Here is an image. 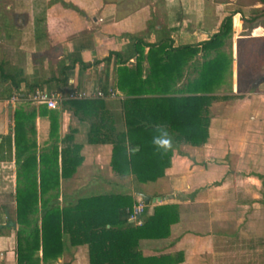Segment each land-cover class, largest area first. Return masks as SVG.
<instances>
[{
    "label": "trees",
    "instance_id": "16d2710c",
    "mask_svg": "<svg viewBox=\"0 0 264 264\" xmlns=\"http://www.w3.org/2000/svg\"><path fill=\"white\" fill-rule=\"evenodd\" d=\"M264 3V0H257ZM254 20V19H252ZM230 28V18L225 19L217 34L212 35L200 51L202 61L191 65L196 77L187 81V95L173 96L168 90L173 84V73L180 68L181 57L171 52H185L196 58L198 48L180 47L165 49V37L146 42L145 37L129 39L126 49L109 53L107 63L113 57L116 80L114 90L123 93L121 102L125 131L116 135L111 147L109 169L119 176L131 175L139 184L153 183L163 176L170 166L180 144L191 147L202 146L207 140L209 105L213 97L208 96L212 87L219 82L227 62L217 45L223 41ZM223 30V31H222ZM260 40L264 41V37ZM144 48L147 53L144 56ZM169 53V54H168ZM258 54L264 55L261 47ZM177 55V56H176ZM182 56V55H180ZM136 59L134 68L125 67L130 59ZM69 61V59H67ZM66 60V61H67ZM62 64L56 77L44 80L47 90L54 79L59 86L67 87V79L73 70V61ZM147 62L148 75L141 80V62ZM259 66V65H258ZM0 61V100L12 92L26 96L42 84L28 83L22 69L7 70ZM88 67L83 65V68ZM248 67V66H247ZM250 68V67H248ZM99 90L106 95V86ZM65 95L69 92L67 89ZM61 108L95 110L103 106L102 99L62 100ZM7 114L12 125L6 135L0 134V160L13 151L16 172L12 193L13 207L4 209L5 222L0 229H6L14 237L15 264H49L56 261L69 247H84L87 264H181L183 254L143 255L138 250L141 240H164L169 237L170 228L178 222L177 205L159 204L147 213L145 205L140 215V225L129 222L132 206L136 203L130 195L105 194L77 199L73 204L58 205L59 184L68 180L81 164L80 146L58 147L69 136L59 139V111L43 106L34 107L28 103L18 104ZM36 117H45L49 122L50 144L46 150L36 152L34 126ZM159 129V130H158ZM167 132L172 147L158 148L153 138ZM96 144L98 140L88 138ZM251 174V173H248ZM262 179L260 176H258ZM194 192L188 198L192 199ZM264 197V191L262 192ZM264 206V199L261 202ZM13 218H10L9 215ZM38 254V256H37Z\"/></svg>",
    "mask_w": 264,
    "mask_h": 264
},
{
    "label": "crops",
    "instance_id": "0c3cea01",
    "mask_svg": "<svg viewBox=\"0 0 264 264\" xmlns=\"http://www.w3.org/2000/svg\"><path fill=\"white\" fill-rule=\"evenodd\" d=\"M48 1H51L50 3L55 2V4H59L61 1L65 2L64 0ZM81 1L84 2L86 9H82L80 13H77L79 17H76V15L73 16L71 12H69L70 16L72 18L74 17L79 26H81L80 23H83L81 27L84 28V31H82L83 34L77 38L72 37L67 43H64L61 48V55H58L56 62H52L50 65V67H54V65L57 67L62 64V61L66 65L71 63L70 59H72L74 63L73 70L67 79V87H60L58 82L54 79L51 81L50 89L48 91L49 93H52V90H54V92H60L62 89H67L69 92L73 90L91 91L99 89L104 85L107 89L113 91L114 96L102 99L103 106L92 111L75 109L72 107L61 108L60 105L58 106L56 112L59 111L60 115L58 119L57 134L59 139H62L64 136H69V140L64 143H57V145L58 147L67 145L80 146L79 155L82 157V162L68 180L60 182L57 191L60 192L63 189L64 191H67L69 187H73V191L76 190V188H81L77 185L78 180H76V177H86L87 167L90 166L92 173L89 178H92L93 180L90 182L92 183L90 186L85 184L86 190L101 188L103 191L101 195H130L135 203L139 199V194H144L149 197L172 195L174 198L173 191L181 193L186 192L187 190H190L191 184L194 180L202 178L205 172L211 171L213 168L215 172L216 170L218 171V161L213 158L212 155L207 157L204 155L205 152L209 153L212 147L214 149L216 145L222 143L219 137L220 129L223 130L225 125H228L229 130L234 131L235 127L240 123H246L243 124L245 130H248L249 128L253 129L254 126V123L247 121V119H245V121L241 119L242 122H239L237 121V118L234 119L230 117L232 116V113L227 117L226 114L221 111V107L228 104L235 105L232 106V109L235 110L234 117H236L238 113L244 112L243 109L247 110L249 108L251 101L254 102L255 98L260 101V98L264 96L258 92L247 94L244 92V88H241L240 92L238 91L234 93V87L233 91L230 93L222 92V83L227 79L230 66L234 69L236 68V75H238L236 83L238 84V87L240 84L241 87H243L245 81L249 80L250 91H254L253 82L257 78L264 76L260 75L252 77L253 74L258 72L262 73V71H264V55L258 54L259 47L264 50V41L260 40L264 37V12L260 11L263 8L262 6H264V3H260L256 0L254 4L248 7L249 9L247 12H244L243 8H240V6L235 3L236 0H170L171 5L168 4L166 8L167 15L165 31L168 35L166 36L167 41L164 43L165 49H177L185 46L198 48L196 58L193 59L188 57V54L185 52L180 54L182 56H180L179 53H170V58L175 54L178 55V58L181 57L180 68L177 70L176 74L173 73V84L168 88V90H173L174 94L172 95L177 97L187 95L186 92H183L185 91V88H187L186 83L196 77V74L191 70V65L196 61L200 63L203 60L202 55H205V52L200 51L201 46L212 35L218 33L225 19L230 18L229 31L222 32L226 33V35L223 41H221L216 47L218 48V51L223 54L227 62V67L222 72L219 82L216 86L212 87V92L208 95L213 97L214 100H211L208 108L209 122L206 142L199 147L180 144L178 151L184 155L174 154L171 157L170 166L164 171L161 178L153 183L139 184L134 180L133 176L129 174L119 176L109 169L108 163L114 138L116 135L125 131L123 110L121 108V102L124 95L118 90H114L116 76L113 65L115 59L112 57L109 63L104 59L109 53L121 52L126 49L128 45L126 36L131 33L141 34L144 30L142 27L143 25L141 28H137V30L131 29L133 28L131 22L128 23L127 21L124 23L122 19H115L112 17L116 12V10L112 9L114 8L113 6L108 5L104 7V9L98 10L94 5L95 0ZM17 7L19 8V6ZM64 12L68 16L69 13L66 11ZM52 14L53 18L51 17V25L53 28H56L54 29V33H56L58 32L59 27L64 26V23L66 22H59L60 18H57L60 17V14H62L61 12L54 11ZM135 14L136 13H134V15ZM62 19L63 18L61 17V20ZM173 29L175 30L174 32H178L177 35L175 34L173 36ZM154 30L159 31L161 29H159V26H155ZM49 31H43V38L40 39L39 44L34 46V49L38 51V46L48 40ZM153 34L157 36L156 32H153ZM119 37H123L126 41L122 42V40H119ZM152 40V36L151 38L145 39L146 42H151ZM147 50V48H144V56L146 55ZM212 56L213 53L210 52V54L205 55L204 58ZM67 59H69V61ZM32 62L35 61L29 63L30 72L27 74L28 76L24 72L27 82L32 84V82L37 81L39 84H42L39 86L40 88L47 89L43 84L44 80L52 76L56 77L57 73H50L46 69V65L43 63L40 64L43 67V69H40V75L36 72L37 70H35ZM83 65H87L88 67L83 68ZM135 65V58H130L125 63V67L129 69L134 68ZM240 66L242 67L241 69ZM147 67V62L143 60L141 62V73L139 75L141 80L148 75ZM234 74L235 71L233 70L231 77H233ZM239 75L241 77H239ZM263 83L258 84V86ZM259 107L261 109V114H264V109L260 105ZM252 112L254 113V111ZM254 114L257 115L259 112L256 111ZM8 119L9 116L7 112L0 114L1 135H6L12 125L11 121ZM48 127L49 122L47 118H35V131H38L39 128H41L44 135ZM210 131H214L213 133L216 135L212 137ZM88 138L95 141L98 140V142L96 144H91L88 142ZM230 152L231 153L229 154H231V158H233V154L237 157H242L244 151H241L240 153H235L234 151ZM229 154L227 150H225L222 157H226ZM11 159L12 162H10L13 167V156ZM8 161L9 160H7V162ZM227 171L228 170L225 169L219 178H221ZM244 174L248 175V170H245ZM159 182H163L164 185ZM204 186L205 185H202L200 186V189H198L201 191ZM194 191L195 190H193V192ZM172 200L173 199L168 203L164 202L161 204H174L179 206L182 201L185 202L187 199L183 198L180 201ZM148 205L149 211H147V213H150L151 208L154 205L159 204ZM179 226H181V223L178 219V222L171 226L170 234L167 239L139 241L138 250H140L143 255L172 254L180 252L183 254V261L181 264H187L189 260L187 250L188 241L189 243L190 241L194 242V240H191L190 238L198 237V235H194L195 233H191L187 229L184 232L176 234L175 230L179 228ZM201 238H208V236H202ZM163 243V246L158 247V245H162ZM78 250H81L80 254H82L86 260L84 247H70L69 249H65L61 257L64 259V257L68 255L71 256L72 261H74V257ZM5 254L9 256L11 255L14 260V253L12 251H8ZM56 261L60 262V257Z\"/></svg>",
    "mask_w": 264,
    "mask_h": 264
},
{
    "label": "rangeland",
    "instance_id": "374dc122",
    "mask_svg": "<svg viewBox=\"0 0 264 264\" xmlns=\"http://www.w3.org/2000/svg\"><path fill=\"white\" fill-rule=\"evenodd\" d=\"M64 1L55 4V2L50 3L51 1L48 0H0V61L5 63V69L20 68L27 75L30 72L29 63L35 61L32 63L38 74L41 75L40 69H43V67L40 64L43 63L50 73H57L61 64L57 67L54 64V67H50V65L52 62H56L58 55H61L62 45L67 43L72 37L81 36L83 34L82 31H84V28H81L83 23H80L81 26H79L74 17L70 16L71 12L73 16L79 17L77 13H80L82 9H86L84 2L81 0ZM255 2L256 0H236L235 3L240 8H243L244 12H247L248 7ZM170 3V0L94 1V5L98 10L104 9L108 5L113 6L114 8H111L116 10V12L112 17L115 19L120 18L124 23L127 21L128 23L131 22L133 25L131 29L137 30L143 25L144 30L141 34L130 32L131 34L126 36L128 43L129 39L132 40L134 37L139 36H143L146 39L152 36L154 40L166 38L168 35L165 31L166 8ZM262 7L260 11L264 12V6ZM54 11L62 13L60 17H57L60 18L59 22H66L64 26L59 27L56 33H54L56 28L51 25L52 12L54 13ZM64 11L69 13L68 16ZM134 13L136 14L134 15ZM61 17L63 18L62 20ZM155 26H159L161 30L155 31ZM45 30L46 32L50 30L51 34L49 33L48 40L44 41L42 45L38 46V48L36 46L39 49L37 51L34 46L40 43ZM174 31L173 29V36L178 34V32ZM153 32H156L157 36ZM119 40H122V42L126 41L123 37H119ZM232 68L230 66L227 79L222 83V92L230 93L234 87V93L240 92L241 88H244V92L247 94L258 92L264 95V83L254 86V91L249 90V80L245 81L243 87H241V84L238 87L236 83L237 71L236 68ZM233 70L235 74L231 77ZM255 74L252 77L264 75V71ZM26 75L24 74V76ZM239 77L241 76L239 75ZM3 87L5 85L0 84V89ZM37 89L49 92L47 89ZM52 91L54 92V90ZM65 91L62 89L60 92H55L59 94L61 101L66 93ZM260 99L262 102L261 100H256V98L254 102L251 101V105H249L247 110L242 107L244 112L238 113L236 117H234L235 110L232 109V106L235 105L228 104L221 107V111L227 117L232 113L230 117L237 118L239 122H242L241 119L244 121L247 119V121L254 123L253 129L245 130L243 124L246 123H240L235 127L234 131H230L228 125H225V128L219 131L222 143L216 145L214 149L212 147L210 152H205L204 155L206 157L212 155L218 161V171L216 170L215 172L213 168V170L205 172L202 178L194 180L190 190L186 192L173 191V200L187 199L177 206L178 219L181 226L175 230V233L178 234L187 229L191 233H195L194 235H198V237L190 238L194 242L190 241L189 243L188 241L189 260L187 264H264V206L261 203L264 199L262 197V192L264 191V114H261L259 107L260 105L264 109V96ZM252 111L254 113L258 111L259 114L255 115ZM33 126L35 127V119ZM213 132L210 131L212 137L216 135ZM34 133L32 139L36 152L39 153L46 150L50 144L48 138L49 127L44 135L41 128L38 131L34 130ZM225 150H227L228 154L231 153L230 151L235 153L244 152L242 157H237L235 154H233V158H231V154L222 157ZM12 156L13 151L11 150L10 154L6 152L4 161H0V225L5 222L2 214L4 209L10 211L13 207L12 193L16 165L13 156L14 164L12 167ZM7 160L9 161L7 162ZM225 169L228 171L219 178ZM245 170H248V173L251 174L245 175ZM91 173V167L88 166L86 177H76V180H78L77 185L81 188H76L73 191V187H69L67 191L63 189L58 192V205H69L79 198L101 195L103 193L101 188H93L91 190H86L85 188V184L89 186L92 184L90 182L93 179L89 178ZM161 184L164 185L163 182ZM202 185L205 186L200 191L199 189ZM193 190H195L193 199H188L189 194L193 193ZM148 206L146 205L147 211H149ZM9 217L13 218L11 214ZM202 236H208V238H201ZM163 245L164 243L158 245V247ZM8 251L14 253L13 234L6 229H0V264H14L13 257L5 254ZM80 252L81 250H78L74 261H72L71 256L67 255L64 259L60 256V262L54 261L49 264H87Z\"/></svg>",
    "mask_w": 264,
    "mask_h": 264
},
{
    "label": "built area",
    "instance_id": "2783aa9c",
    "mask_svg": "<svg viewBox=\"0 0 264 264\" xmlns=\"http://www.w3.org/2000/svg\"><path fill=\"white\" fill-rule=\"evenodd\" d=\"M114 93L111 89H108L106 95H103L99 89L91 91L73 90L63 96L64 100H94L104 99L106 97H113ZM61 97L59 94L52 92L47 93L41 89H34L26 96H23L17 92H12L7 98L0 100V114L14 109L18 104L28 103L32 106H43L47 110L56 111L59 106ZM62 99V100H63ZM145 204L142 200L138 199L132 206L128 220L134 225H140V215L143 212Z\"/></svg>",
    "mask_w": 264,
    "mask_h": 264
},
{
    "label": "water",
    "instance_id": "95a60500",
    "mask_svg": "<svg viewBox=\"0 0 264 264\" xmlns=\"http://www.w3.org/2000/svg\"><path fill=\"white\" fill-rule=\"evenodd\" d=\"M263 82H264V76H261L253 82V85L256 86V85L263 83ZM138 197L140 200L143 201V203L145 205L161 204V203H164V202H167V201L173 199L172 195L149 197V196L144 195V194H139Z\"/></svg>",
    "mask_w": 264,
    "mask_h": 264
},
{
    "label": "clouds",
    "instance_id": "9594fccd",
    "mask_svg": "<svg viewBox=\"0 0 264 264\" xmlns=\"http://www.w3.org/2000/svg\"><path fill=\"white\" fill-rule=\"evenodd\" d=\"M153 143L158 148H163L165 150H169L172 147L171 138L168 136L167 132H164L162 136L154 137Z\"/></svg>",
    "mask_w": 264,
    "mask_h": 264
}]
</instances>
